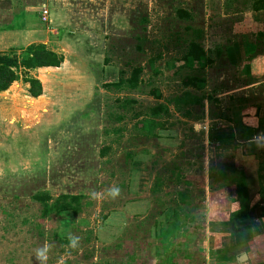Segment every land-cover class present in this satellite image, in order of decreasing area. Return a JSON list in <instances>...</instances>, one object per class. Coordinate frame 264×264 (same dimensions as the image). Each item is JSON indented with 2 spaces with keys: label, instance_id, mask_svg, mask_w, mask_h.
I'll use <instances>...</instances> for the list:
<instances>
[{
  "label": "rangeland",
  "instance_id": "rangeland-1",
  "mask_svg": "<svg viewBox=\"0 0 264 264\" xmlns=\"http://www.w3.org/2000/svg\"><path fill=\"white\" fill-rule=\"evenodd\" d=\"M27 1L30 10L46 5L47 19L35 10L2 15L4 24L19 13L22 29L0 34V52L43 43L63 55L61 68L67 67L46 71L43 79L29 73L42 79L39 99L22 80L0 93V264H38L36 250L46 242L47 264H165L167 256L155 255L159 224L172 219L187 182L181 217L191 231L181 234L187 241L180 244V264L187 255L188 264H211L207 198L211 216L224 209H214L218 197L207 169L227 151L208 148L206 132L195 129L217 118L219 99L207 102L204 85H183L186 77L206 76V66L190 64L187 54L197 41L207 56H217L231 24L248 25L234 14L251 12L253 0ZM137 68L143 72L137 89L107 87ZM195 97L201 102H192ZM161 104L169 113L157 119L155 137L138 124ZM103 147L110 148L105 157ZM113 185L121 190L115 199L107 196ZM93 190L105 198L92 200ZM45 191L54 198L83 195V212L41 223L33 196ZM69 234L80 238L75 250Z\"/></svg>",
  "mask_w": 264,
  "mask_h": 264
},
{
  "label": "crops",
  "instance_id": "crops-1",
  "mask_svg": "<svg viewBox=\"0 0 264 264\" xmlns=\"http://www.w3.org/2000/svg\"><path fill=\"white\" fill-rule=\"evenodd\" d=\"M28 3L27 0H0V17L9 12L34 10L40 16L46 7L42 4L39 10H30ZM20 5L23 8L17 10ZM13 16L9 23L0 21V34L22 29V24H17L15 14ZM234 16H239L242 22L247 20L248 25L231 24L229 30H225L231 37L225 36V44H219L217 56H207L208 50L200 44L206 58L196 63L206 66V76L191 77L204 81L198 86L206 87L207 102L209 97L219 99L217 118L202 120L206 123L195 129L199 127L206 132L208 148L216 150L218 146L220 152L227 151L217 157L211 172L207 169L214 187H210L211 191L218 197L214 209H230L229 217L216 213L211 216L207 198V223L212 228L207 232V258L211 264H259L264 251V141L258 139L264 134V11ZM65 67L35 71L41 75L46 71L62 72ZM255 106L259 108L258 115L253 111L250 116H243ZM209 122L219 124L209 125ZM215 186L220 187L221 192H216ZM244 253L248 260L241 263L239 260L244 259L240 258Z\"/></svg>",
  "mask_w": 264,
  "mask_h": 264
},
{
  "label": "trees",
  "instance_id": "trees-1",
  "mask_svg": "<svg viewBox=\"0 0 264 264\" xmlns=\"http://www.w3.org/2000/svg\"><path fill=\"white\" fill-rule=\"evenodd\" d=\"M248 10L252 12L264 11V0H253ZM237 11L240 12L242 10H236L235 12ZM177 12L181 18H190V15L184 10H177ZM205 58L206 52L201 47L200 43L197 41L191 42L187 59L199 62ZM64 61L65 57L63 55L52 51L43 43L32 44L26 48L20 49V52L16 49L10 50L8 53L0 52V93L8 91L16 82L22 80L25 84L29 85V96L39 99L43 96V84L40 79L30 77L29 73L41 68H60ZM142 73V69L137 68L133 71L129 79L121 80L116 84H108L107 87L120 89L123 86H127L131 89H137L141 83ZM203 82L204 81L202 79L191 77H186L183 80V84L186 87H198V85L200 83L203 84ZM210 99L211 98L209 97V100ZM192 102L200 103L201 98H192ZM128 103H134V101H128ZM253 111L256 112V115L259 114V108L255 106L250 108L248 111H245L243 116H250ZM168 113L167 106L163 104L151 109L150 118L144 119L138 124L140 130L146 131L147 134L151 133V135L155 136V131H157L160 126L157 119L163 114ZM190 115L191 113H187V116ZM109 151V147H103L100 155L105 157ZM190 187L191 184L187 182L184 192L177 193V198L174 201L176 207L172 210V219L163 223V225L159 224L156 238L160 246L158 245V247H156L155 255H159L161 258L167 256L165 264L181 263L179 251L181 248L180 244L183 242L185 243L187 240H185V236H182L180 241V237L182 233L189 234L191 231V228L186 226V222L181 217L182 212L185 209V199L190 194ZM84 199L85 197L81 194H61L57 198H54V196L47 191L37 193L33 196V200L41 206V223H45L52 216H79L84 209ZM224 210L223 214L226 217H229L230 209L224 208ZM188 257L190 258L189 255L184 258V261L187 262V264L188 261H190Z\"/></svg>",
  "mask_w": 264,
  "mask_h": 264
},
{
  "label": "clouds",
  "instance_id": "clouds-1",
  "mask_svg": "<svg viewBox=\"0 0 264 264\" xmlns=\"http://www.w3.org/2000/svg\"><path fill=\"white\" fill-rule=\"evenodd\" d=\"M120 192H121L120 188L116 185H113L107 190V196L115 199L120 195ZM89 195L92 200H97V201L105 198L104 193L97 192L95 190H93ZM68 240H69L70 248H72L73 250L78 248L79 243H80V238L78 236L69 234ZM50 249H51V246L46 242L42 247L36 250L35 258L38 264H47V261L49 259ZM58 264H63V260L61 259L58 262Z\"/></svg>",
  "mask_w": 264,
  "mask_h": 264
},
{
  "label": "built area",
  "instance_id": "built-area-1",
  "mask_svg": "<svg viewBox=\"0 0 264 264\" xmlns=\"http://www.w3.org/2000/svg\"><path fill=\"white\" fill-rule=\"evenodd\" d=\"M48 14H49V10L46 7H44L43 8V12H42V18L44 20H46L47 17H48ZM258 139L261 140V141H264V134L261 137H259Z\"/></svg>",
  "mask_w": 264,
  "mask_h": 264
},
{
  "label": "water",
  "instance_id": "water-1",
  "mask_svg": "<svg viewBox=\"0 0 264 264\" xmlns=\"http://www.w3.org/2000/svg\"><path fill=\"white\" fill-rule=\"evenodd\" d=\"M240 258H244V259H241V260H239V262H245V261H247L248 260V257H247V254L246 253H244L243 255H242V257H240Z\"/></svg>",
  "mask_w": 264,
  "mask_h": 264
}]
</instances>
